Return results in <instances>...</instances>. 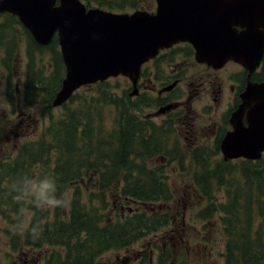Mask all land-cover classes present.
I'll list each match as a JSON object with an SVG mask.
<instances>
[{"label":"trees","instance_id":"trees-1","mask_svg":"<svg viewBox=\"0 0 264 264\" xmlns=\"http://www.w3.org/2000/svg\"><path fill=\"white\" fill-rule=\"evenodd\" d=\"M83 1L90 7L94 3L93 0ZM123 1L131 8H139L140 0H97L100 6L109 9L124 8ZM1 15L8 20L0 23V47L6 50L9 61L12 54L19 52V45L8 37V29L22 23L14 14ZM24 32L28 37L27 52L32 67L28 72L35 74L32 81H26V101L38 102L37 98H43L41 89L45 88L47 79L43 72L34 71L32 53L51 50L55 63L51 90H59L65 67L57 37L50 44L41 45L26 28ZM7 68L10 69L9 62ZM107 83L108 80L96 84L106 86ZM97 96H100L97 102H81V99L78 106L71 107L68 104L75 103L76 99L73 94L62 105L65 113L52 118L35 143L21 144L19 156L8 158L0 176V214L4 213L3 206H10L13 197L22 194L25 182L33 176L34 165L39 166L36 169L46 179L54 182L55 190L47 195L55 197L62 206L55 207L52 221L45 224H40L41 218L35 216L23 238L26 246L42 249L48 244L52 247L46 264H95L105 251L125 249L151 233H158L168 223L167 211H163L165 215L159 211L172 197L165 175L158 172L162 169L137 164L139 158H151L163 150L160 133L151 131L149 134L145 125L130 113L135 103L127 90L120 98L109 88L100 90ZM53 98L47 99L51 105ZM105 107H115L119 113V128L114 131L111 128L106 131L104 127L101 111ZM236 160L237 163H233L231 159L222 158L214 172L208 171L205 162L197 160L196 165L203 171L194 176V182L200 185L201 193L209 201L201 216L210 217L216 211L222 213L225 264H264V156L258 160ZM92 170L98 177L99 189L85 199L82 179ZM213 180L226 189V201L219 206L211 202ZM70 189L73 191L67 198ZM94 196L99 199L98 204L94 203ZM33 197L40 202L39 191ZM125 208L127 213H123ZM103 210H107L110 217ZM57 246L66 248L65 255L55 249Z\"/></svg>","mask_w":264,"mask_h":264},{"label":"rangeland","instance_id":"rangeland-1","mask_svg":"<svg viewBox=\"0 0 264 264\" xmlns=\"http://www.w3.org/2000/svg\"><path fill=\"white\" fill-rule=\"evenodd\" d=\"M93 1L92 7L120 13H132L137 9L155 12L157 8L156 0H140L139 8L136 9L131 8L124 1L125 7L122 9H109L106 6H100L97 0ZM3 19L8 20L6 16L0 14V23ZM24 30V26L20 24L8 29L10 35L7 34L8 37L14 39L13 42L19 45V52L12 54L11 60L8 61L6 50L0 47V176L8 164V158L16 159L19 156L21 144L31 141L35 143L51 119H56L66 111L63 106L54 107L47 102L48 97L54 96L57 91H54V88L51 90L54 87L51 81L55 63L50 49L32 53L34 71L43 72L47 82L45 80V88L41 89L43 98H37L38 102L28 101L30 105H25L26 81H32L35 74L32 72L29 75L28 72V69L32 67L29 64L27 52L28 37ZM179 58L177 55V59ZM7 62L10 64V69L7 68ZM166 63H162V75L165 70L170 71ZM204 68L205 66L198 65V71L207 72ZM219 75L224 76V71L219 72ZM154 82L153 77L152 83L147 86L145 84L144 87L138 86L142 100L139 102L135 100L136 97H132L134 100L130 98L136 104L130 113L145 125L146 130L158 131L157 133H160L164 141V148L158 155H153L151 158L143 156L138 159L137 164H144V168L160 167L162 169L163 172H158L165 175L172 197L167 201V206L164 204L159 211L164 215L163 211H167L168 223L161 227L158 233H151L125 249L105 251L98 257L95 264H225V226L221 220L222 213L216 211L210 217L201 216L209 201L201 193L200 185L194 182V176L203 171L201 166L196 165L197 160L205 162L210 172H214L222 162L216 142L208 136L213 131L211 115L218 114V120L224 121L227 91L220 103L215 102L210 94L205 95L206 99L202 101L195 99L193 107L198 110L193 114L199 121V126L196 130L197 140L195 139L196 142L192 143V140L177 135L178 120L176 118L151 114L155 109L157 110L154 105L156 92L151 91ZM104 88H109L116 98H120L124 96L126 90L127 94L131 92L132 83L128 77L119 75L109 78L106 86L97 84L84 86L76 91L75 103H69L68 106H78L77 103L81 99V102H97L100 99L97 95ZM101 112L104 116L103 124L106 131H110V128L112 131L119 128L117 108L105 107ZM167 152L170 154L167 155ZM237 161L235 159L232 162L237 163ZM36 167L39 166H33V176L25 182L22 194L14 196L13 204L8 207L3 206L4 213L0 214V264H29L31 258H38V264H46V257L53 250L48 244L42 249L31 247L25 249L20 244L26 237L35 216L41 218L40 224L52 221L54 216L55 207H39L38 200L33 197L39 191L37 187L39 182L46 179ZM82 181L81 189L85 199H88L92 192L98 193V177L94 170L89 171ZM210 187L213 193L211 202L219 206L226 201L225 185L213 180ZM72 191V189L69 190L67 198ZM98 200L94 196L95 204L99 203ZM32 202L36 205L34 206ZM103 212L110 217L107 210ZM123 213H127V208ZM55 249L65 255L64 246H57ZM25 259L28 263H25Z\"/></svg>","mask_w":264,"mask_h":264},{"label":"water","instance_id":"water-1","mask_svg":"<svg viewBox=\"0 0 264 264\" xmlns=\"http://www.w3.org/2000/svg\"><path fill=\"white\" fill-rule=\"evenodd\" d=\"M156 3L154 13H120L88 8L81 0H0V13L17 15L41 45L57 35L66 73L54 106L65 103L81 86L110 77L124 75L136 85L142 65L178 40L191 41L198 60L215 67L234 57L252 73L260 63L264 0ZM241 97L232 116L234 129L224 136L221 150L225 160H258L264 152V83L249 82Z\"/></svg>","mask_w":264,"mask_h":264},{"label":"flooded vegetation","instance_id":"flooded-vegetation-1","mask_svg":"<svg viewBox=\"0 0 264 264\" xmlns=\"http://www.w3.org/2000/svg\"><path fill=\"white\" fill-rule=\"evenodd\" d=\"M149 12L152 13V11ZM236 28L238 31L243 29L241 26ZM259 30L260 34L264 36L263 25L260 26ZM177 55L180 57L179 59H177ZM163 62H167L166 64L170 71L167 72L165 70L162 75ZM198 65L205 66L204 70H207V72L198 71ZM165 68H167L166 65ZM221 71H224V76L219 75ZM153 77L155 82L153 87H151V91L156 92L154 105L157 110L155 109L151 114L161 117L169 115L176 118L178 120L177 135H182L192 140V143L197 140L196 130L199 126V121L193 114V112L198 110L193 107L195 99L202 101L206 99L205 95L210 94L215 102L220 103L222 96L227 91L224 121L220 122L218 120V114L211 115L213 131L208 136L216 142V148L221 154V158L224 159L221 142L224 136L234 129L232 116L233 112L242 103V93L246 90L249 82L264 83V49L260 63L250 73L249 69L234 57L228 58L221 67H215L212 62L200 61L196 56V49L191 41L178 40L168 47L160 48L155 56L142 65L136 83L137 91L134 93L135 86L133 84L129 94L131 100H134L132 97H136L135 100L141 102L138 86L144 87L145 84L147 86L153 82ZM25 105L29 106L28 104ZM135 107L136 104L133 108ZM243 120L247 124L246 115H244ZM150 133L151 131L149 130ZM191 142L189 143L191 144ZM20 244L25 249L27 247L36 248L23 245V242H20ZM20 260L23 262L22 258ZM24 261L28 263L27 259ZM37 261L38 258H31L29 264H38Z\"/></svg>","mask_w":264,"mask_h":264},{"label":"clouds","instance_id":"clouds-1","mask_svg":"<svg viewBox=\"0 0 264 264\" xmlns=\"http://www.w3.org/2000/svg\"><path fill=\"white\" fill-rule=\"evenodd\" d=\"M37 187L40 193V197H39L40 202L37 203V206L52 207V208L57 206H62V204L59 201H57L55 197L47 195L49 191L55 190V184L52 180L45 179L43 181H40Z\"/></svg>","mask_w":264,"mask_h":264}]
</instances>
